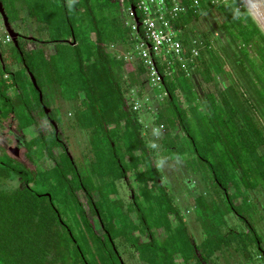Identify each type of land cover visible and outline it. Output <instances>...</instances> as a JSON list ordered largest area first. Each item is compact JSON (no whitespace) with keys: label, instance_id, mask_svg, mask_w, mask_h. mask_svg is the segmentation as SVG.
<instances>
[{"label":"trees","instance_id":"trees-1","mask_svg":"<svg viewBox=\"0 0 264 264\" xmlns=\"http://www.w3.org/2000/svg\"><path fill=\"white\" fill-rule=\"evenodd\" d=\"M1 1L11 23L17 22L14 16L19 15L16 4L20 2L37 24L43 22L46 28L52 26L46 39V45L51 46L44 52L41 46L35 49H24L21 43L19 46L38 87L43 91L44 103L49 106L44 90H60L62 98L72 103L74 124L59 122L60 130L66 125L87 135L92 149H96L92 175L111 179L113 183L103 182L101 189H97L93 176L82 173L76 160L69 159L70 151L59 144L55 132H50V127L46 130L48 122L40 123L33 117L31 126L34 134L30 137V144L32 148L37 146V150L34 149L37 154L40 149L44 155V160H39L41 168L45 169L43 171H56L63 186L68 188L75 207L79 209V224L83 226L84 233L77 235L64 220L53 193L50 192L51 199L42 195L44 191L38 189L41 185L38 171L31 173L22 164L1 155L0 264H121L118 254L124 257L126 264H134L133 255L129 254L141 250L147 252L149 258H154L150 252L156 248L154 228L149 225L145 213L139 224L138 217L136 221L134 214L125 210L114 185L120 180L129 183L133 189L139 186L138 190L148 198L151 197L149 190L163 193L161 202L167 205L165 215L168 218L176 214L179 221V233L172 234L183 237L185 246L179 243L176 247L171 246V252L165 248L158 251L171 264H188L196 257L195 249L188 241L185 222L165 193L155 163L157 150L161 152L164 149L175 155L179 153L181 148L177 142L180 136L189 140L196 157L210 168L214 183L222 190V196L219 194L218 197L245 221L246 233H252L253 236L245 240L241 253L250 260L252 251H256V257L264 264L263 236L234 203L241 197L240 186L247 193L264 195V31L244 2L227 0L226 4L212 6V0H201V13L189 12L175 22L185 46L193 40L203 42L200 57L190 76L178 70L168 77L164 73V65L159 64L160 88L152 89L143 64L139 61L126 63L115 50L116 45L128 44L127 50L132 48L136 38H144L142 28L134 34L123 15L122 19L113 17L111 25L104 26L103 17L99 16L104 10L136 7L137 0ZM220 10L228 20H220L217 26L215 16ZM137 14L140 19L138 10ZM202 19L209 26L208 34L198 30ZM110 27L115 32L111 37L108 34ZM215 34L223 57L215 52L214 41H210ZM73 35L76 46L66 42L71 41ZM228 63L230 69L226 67ZM198 75L202 82L196 80ZM213 82L216 90L199 96L196 87ZM133 93H136L135 100L141 101L144 108L147 102L160 105L151 128L164 125L166 133L163 138L156 140L151 129H146L147 126L141 122L143 107L137 113L132 111ZM9 103L12 104L10 99ZM27 108L31 114L34 113V108ZM168 110L171 115L165 116ZM8 112L5 111V116ZM23 112L22 116H25V110ZM61 134L60 139L64 140L63 130ZM155 144L160 148L155 150ZM30 157L33 160L32 151ZM46 161L52 168H46ZM6 182H17L18 187L10 190L5 187ZM110 184L114 189L108 188ZM91 200L95 201V208ZM103 207H108L106 217L109 218L110 214L111 221L105 220ZM91 215L95 217L96 225L90 220ZM142 229L151 236L144 242L139 234ZM165 230L160 229L162 233ZM222 238L227 240V247L234 244ZM128 241L135 242L136 247L129 246ZM217 242L206 257H212L224 247ZM117 243L120 248L132 251H125L129 254L123 255Z\"/></svg>","mask_w":264,"mask_h":264},{"label":"rangeland","instance_id":"rangeland-1","mask_svg":"<svg viewBox=\"0 0 264 264\" xmlns=\"http://www.w3.org/2000/svg\"><path fill=\"white\" fill-rule=\"evenodd\" d=\"M16 6L18 7L19 15L17 14L14 16L15 20L17 21L13 22L14 29L17 32L24 34L28 33L30 36L38 37L39 39H42V41H46V39H48L49 32L52 26L46 28L43 22L40 25L37 24L31 18V16L28 15L27 11L22 8L20 2H17ZM116 9H118V11ZM122 15L124 16V18H127L128 24L131 25L133 20L129 17V12L126 6H123L121 10L119 8H115L113 10L100 11L99 13V16L103 17L102 23L104 26L111 25V19L113 17L119 16L122 19ZM220 20H228V16L225 15V13L221 10L218 11L215 16V22L217 26H219ZM2 26L4 25L2 17L0 15V27ZM198 30L202 34H208L210 32L209 26L205 19L200 20ZM108 34L110 37L115 35V32L111 27L109 28ZM217 36L218 35L215 34L214 37L209 39L210 41H214L213 46L215 52L223 57L222 50L215 39ZM8 38L9 36L5 33L4 29L1 30L0 42L3 46V49L6 53L10 52L11 50L13 52L12 55L14 65L12 63H9V65H13L10 69L12 73H15V75L17 74V79L15 80L17 82L13 81L14 85L18 83V87L24 92L25 95L24 98L21 99L16 105V107L20 109L19 114L22 116V113H24L23 110H25L26 107L34 108L35 110H37L33 102V96H36L35 89L32 88V85L25 73H19L17 67L20 66L21 59L15 51L16 48L8 41ZM127 45H116L118 50L117 54L121 55L124 51H127L129 47ZM49 46L51 45L45 44L41 45L40 48L44 52L46 49H48ZM229 65V63L226 65L228 69H230ZM196 80L198 82L203 81L199 75L196 77ZM217 80H219L218 77ZM215 86L216 84L214 82L213 84L202 83L200 86L196 87V91L198 92L199 96H201L204 93L214 92L216 90ZM44 91L49 106L55 109V114L58 112L56 116L59 122L60 116L64 115L67 120L66 122H68L69 124H74L75 116L73 113H71L73 110V107L71 106L72 103L62 98L60 90H58L57 92H55L54 90ZM149 92L152 96L151 90ZM14 93L15 90H11V96H13ZM157 93H159V90L157 91ZM135 94L136 93H133L134 97ZM162 99L163 97L159 98L160 101ZM159 106L160 105L157 102L153 105L147 102L145 108L143 106L140 114V119L141 122H143L144 125L147 126L146 129H152L151 125L155 120V114L157 113L158 109H161V107ZM169 111L170 110H168V114L167 111L165 112V116L171 115ZM61 122L63 121L61 120ZM21 123V128H24L25 132L28 130V128H31V132L29 133H31L32 136V134H34V127L31 126L32 120H30L25 114V117ZM46 130H49L48 125H46ZM61 130H63L64 140L66 144L68 143L67 146L69 147L72 159L76 160L81 172L88 173L93 176L92 167L94 165V151L96 152V149H92V143H90L91 140L88 141V136L78 128H70L69 126L66 127L65 125ZM2 140L3 139L0 135V148H2ZM177 144L181 149L176 155L174 153L167 152L164 149L160 152L159 150H157L158 148H160V145L159 147L154 145V147H156L155 150H157L156 152L158 154L155 163L162 177V184L165 193L168 194V198L171 200L172 205L175 207V209H177L179 214L181 213V217L188 224V236H190L191 240L194 241V243L198 246L201 253L204 252L205 254L212 252V247L217 246V240L220 242L219 244H223L224 247H221L223 258H221V262L219 264H261L262 262L256 257V251L254 253L252 251V258L250 260H247L244 257L243 253H241L243 251V244L246 243L245 240H249V237L253 235L252 233H246L247 225L245 221L238 214L232 212L229 207L224 204L223 199H220V197H218L219 194H221L222 196V190L218 185L214 183L213 174L210 171L208 165L200 161L196 157L194 149L187 138H185L184 136H180ZM27 147L30 151H32L33 161L38 167L37 171L41 174V185L38 186V189L40 191L53 193L54 202L56 206L61 210L64 220L69 222L72 229L77 235L84 233L83 226L80 225L81 217L79 215V209L75 207L73 200L69 194L68 188L63 186L62 182L59 180L60 175H58L54 170H51L47 173L43 171L45 169L41 168L42 165H40L39 160L42 159L43 161L44 155H41L40 149L37 154L30 143L27 144ZM5 151L6 150L0 149V156L3 155ZM45 166L46 168H52L47 161L45 163ZM66 171L70 174L72 173L70 169H67ZM92 178L97 189H101L103 182L113 183L112 180H109L108 178L101 179L98 176H93ZM131 180L133 182L132 177ZM114 185L118 188V194H116L118 199L122 201L123 205H127L128 202L126 198L128 197L129 192L127 191L128 188L124 180H120L114 183ZM5 187L10 190L15 189L18 187V183L6 182ZM138 187L139 186H135L134 191L136 193V196H138L139 203L144 209L145 214L149 218V225L154 228V232L156 229H166L165 232L161 235L164 239L155 235L157 238L156 241H154V245L156 246V248L150 250V252L154 254V258H149L148 253L143 252L142 250L140 252H134L132 254L126 253L132 250H124L123 248H120L119 244L117 243L118 249L121 253H124L123 255H125V253L131 255V257L133 255V259L135 260L134 264H162V261L164 260L165 263L163 264H171V261H169L168 258H164L163 256H161V252L158 250L160 248H165L168 249L169 252H171V246L176 247L179 243H183L184 245L183 237L179 236V238L176 234H172L179 233V231L177 230V228H179L178 223L176 221V225L173 223L174 216L172 217L169 215V217L167 218V215H165L167 212V205L161 202L163 201V193H161V191L158 190V192H156V190H149L151 193H149L148 195L151 197L148 198L141 194V191L138 190ZM108 188L114 189L112 184L108 185ZM233 188L239 189L235 188L234 186ZM240 189L241 197L234 201L235 206L238 211H240L243 215H246L250 221L254 222L258 229V233L262 235L264 239V195L255 192L247 193L246 191H244L243 186H240ZM233 193L234 192H232V194ZM108 211V207H103V212L106 213V215L104 216L105 220L111 221L110 214L109 218L106 217ZM110 213L112 214V211H110ZM89 218L93 222V224H96L94 216L91 215L89 216ZM98 233H100L99 230ZM240 233L241 235L239 236ZM167 236L168 239L166 240ZM222 237L231 240L234 244H231L230 248L227 247L226 245H228V242ZM240 237H242L243 240ZM144 240L146 241V239ZM118 241L119 240L117 239L116 242ZM127 244L129 246L134 245V247H136L135 242L128 241ZM214 258L215 256L210 259L212 263L214 262ZM194 262L195 261L193 258V260H191L188 264H194Z\"/></svg>","mask_w":264,"mask_h":264},{"label":"flooded vegetation","instance_id":"flooded-vegetation-1","mask_svg":"<svg viewBox=\"0 0 264 264\" xmlns=\"http://www.w3.org/2000/svg\"><path fill=\"white\" fill-rule=\"evenodd\" d=\"M10 24H11V27L14 29L13 23L10 22ZM14 31L18 34V38H17L18 44L21 43L24 49H28L29 47L31 49H35L37 48V45L40 47L41 45L46 44V41H42V39H39L38 37L30 36L28 33L24 34V33L17 32L15 29ZM9 42L16 48L15 51L17 52V55L21 59L20 66L17 67V69L19 70V73H22V72L24 73L25 71V75L27 76L29 82L31 83L32 88L35 89L36 96H33L34 97L33 102L37 110L34 109L35 110L34 113L31 114L29 109L26 107L25 114L28 116L30 120L35 118V121H38L40 123L48 122L49 127H50V132L53 130L55 132V137L57 138L59 144L64 149H66V151H69L67 144L64 143L65 140L60 139L62 134H61V130L58 124L59 120L56 116L58 112L55 114V109L51 108L50 106L44 103V94H43V91L39 87L43 95V98L41 100L39 90H37L32 83V80L30 77L31 71L26 64V59L24 57V53L21 51V47L19 46V48H17L12 38L10 39ZM12 54H13L12 50L6 53L0 42V135H1V138L3 139L2 148L0 149L6 150L3 155H6L10 159L14 160L15 162L22 164L29 172L36 173L38 170V167L36 163L31 159L30 157L31 151L27 147V144L30 143L29 140L31 137V133L29 132H31V128H28L27 130L29 134L27 133V131L26 132L24 131V128H21V124H22L21 122L25 116L22 117L19 114L20 109L16 107V105L19 102V99L24 98L25 95H24V92L18 87V84L14 85V82H13L16 80V78H15V73H12V71L10 70L11 67L14 65ZM9 63H12L13 65H9ZM11 90H15V93L13 94V96H11L10 94ZM9 99L12 101V104L9 103ZM36 102L39 103V106L37 105ZM45 109L48 110V114H46ZM5 111H9L8 114H6V116H5ZM61 120L65 122L67 121L64 115L60 116V122ZM53 124H55L58 127V131H59L58 135L56 134V129L54 128ZM36 147L37 146H33V149H37ZM126 186L128 188L127 191L129 193H128V197L126 198L128 204L124 205L125 210L133 213L135 220L138 217V221L137 220L136 221L137 223L140 224L143 221V214L145 213V211L142 208L141 204L139 203V200L137 199L138 196H136L134 189L129 185V183H126ZM42 195H45L48 197V195H51V194L48 192H44ZM90 202H91V205L95 208V201L91 200ZM180 214L179 216L181 217ZM97 218L98 220H100V216H97ZM181 219L183 220L182 217ZM174 221H176L179 225V221L176 217V214L174 216ZM183 221L185 222V226L187 228V225H188L187 222L185 220ZM101 228H104V225H101ZM143 231L144 230L142 229V231L139 233L141 235L142 242L145 241L144 239L147 240V238L150 239L151 237L148 231H144V232ZM162 232L163 231H160V229H156L154 233L157 237L163 238L161 236L163 234ZM186 234L188 236L187 230H186ZM188 241L195 249L196 257L194 259L195 261L194 264H219L221 262V258H223V254L221 253V250L216 251L214 253L213 256H215V258H214V262L212 263L210 259L213 256L208 258L206 257L207 254H205L204 252L201 253L200 249L194 243V241L191 240L190 236H188ZM114 250L116 254H118L115 248ZM117 256L121 264H126L124 257L120 256L119 254ZM231 264H234V263H231Z\"/></svg>","mask_w":264,"mask_h":264},{"label":"built area","instance_id":"built-area-1","mask_svg":"<svg viewBox=\"0 0 264 264\" xmlns=\"http://www.w3.org/2000/svg\"><path fill=\"white\" fill-rule=\"evenodd\" d=\"M226 2L227 0H212L210 5L218 6ZM136 9L141 15V26L138 27L132 8H129V17L133 20L130 27L134 34L142 28L144 38H136L132 48L124 51L119 58L126 63L141 62L147 70L152 89L160 88L159 64L164 65V73L168 77H172L178 70L190 76L200 57L203 42L193 40L189 46H185L179 38L180 30L175 27V22L189 12L201 13L203 10L201 0H137ZM3 29L8 35L5 27H0V31ZM10 39L9 36L8 41ZM115 50L118 52L117 48ZM132 103L134 113L139 112L143 107L142 102L135 100L134 96ZM151 132L155 139L159 140L166 133V128L164 125L154 126Z\"/></svg>","mask_w":264,"mask_h":264},{"label":"water","instance_id":"water-1","mask_svg":"<svg viewBox=\"0 0 264 264\" xmlns=\"http://www.w3.org/2000/svg\"><path fill=\"white\" fill-rule=\"evenodd\" d=\"M242 1L244 2V5L247 7V9L251 13V15L254 17V19L258 22V24L261 27V29L264 31V0H242ZM132 12L134 13L135 21H136L138 27H140L141 26V22H140V19L138 17V14H137L136 7H132ZM0 15L2 17V20H3V23H4V27H5L8 35L10 36V38H12L15 46L17 48H19V44H18V41H17L18 34L11 27V24L9 22V18H8L6 12H5V9H4V6H3V3H2L1 0H0ZM66 42L71 44L72 46H76L77 45V42H76V39H75L74 35H73L71 41H66ZM30 77H31V80H32V83H33L34 87L37 90H39L40 98L42 100V98H43L42 92L40 91V89L38 87V84H37V81H36V79H35V77H34V75L32 73H30ZM46 114H48V110H46ZM53 125H54V128L56 129V134L58 135V132H59L58 131V127L55 124H53ZM68 156H69V158L72 161L73 159H72L71 154L68 153ZM48 196L51 199V196L50 195H48Z\"/></svg>","mask_w":264,"mask_h":264}]
</instances>
